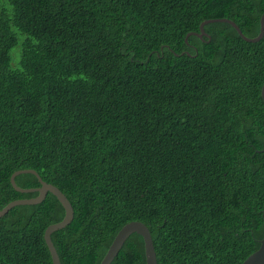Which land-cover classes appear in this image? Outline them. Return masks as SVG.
I'll use <instances>...</instances> for the list:
<instances>
[{
	"label": "trees",
	"instance_id": "trees-1",
	"mask_svg": "<svg viewBox=\"0 0 264 264\" xmlns=\"http://www.w3.org/2000/svg\"><path fill=\"white\" fill-rule=\"evenodd\" d=\"M264 0H0V207L32 169L61 190L60 264L140 220L157 264H238L264 232ZM18 47L15 63L10 50ZM37 187L31 173L14 176ZM46 191L0 215V264H52ZM109 264H146L130 232Z\"/></svg>",
	"mask_w": 264,
	"mask_h": 264
},
{
	"label": "water",
	"instance_id": "water-1",
	"mask_svg": "<svg viewBox=\"0 0 264 264\" xmlns=\"http://www.w3.org/2000/svg\"><path fill=\"white\" fill-rule=\"evenodd\" d=\"M263 18H264V11L260 13L258 18V32L254 36H246L244 35L240 28L237 26V24L231 20L228 17L220 16V17H210L202 19L198 24V31H189L186 34L193 33L197 35L198 37H201L202 35L208 34L203 29V24L210 21H226L228 22L235 30L236 32L247 41H254L261 37L263 33ZM259 94L261 97V100L264 104V78L259 86ZM20 173H31L33 174L37 181L38 186L34 188H21L17 186L14 182V176L20 174ZM9 183L11 187L14 190L20 191V192H26V191H36L35 195L31 196H25V197H16L13 199L8 200L2 207H0V215H2L10 206L16 205V204H23V203H36L40 201L46 191H50L55 195L57 200L60 202V204L63 207L64 213L60 220L48 223L43 230L42 237L43 240L47 246L51 263L52 264H60L59 259L57 256V253L55 251V248L50 240L49 234L52 230L57 229L59 227H62L65 225L72 216V206L64 193L59 190L57 187L50 183H46L40 179V177L37 175V173L32 169H18L11 172L9 175ZM132 231H135L141 235L142 241H143V254L145 256L146 264H157L156 260V254L153 250L152 240L149 233V230L147 226L141 222L140 220H128L124 222L115 232L113 235L110 243L108 244L104 254L100 258L98 264H109L110 260L116 253L117 249L120 247L122 241L125 239V237ZM238 264H264V232L259 239V245L254 248L252 251H250Z\"/></svg>",
	"mask_w": 264,
	"mask_h": 264
},
{
	"label": "rangeland",
	"instance_id": "rangeland-1",
	"mask_svg": "<svg viewBox=\"0 0 264 264\" xmlns=\"http://www.w3.org/2000/svg\"><path fill=\"white\" fill-rule=\"evenodd\" d=\"M18 51V47H13L11 50H10V53L14 56L12 61H11V65H13L15 63V59H16V53Z\"/></svg>",
	"mask_w": 264,
	"mask_h": 264
}]
</instances>
